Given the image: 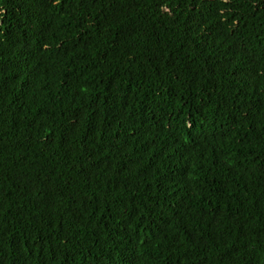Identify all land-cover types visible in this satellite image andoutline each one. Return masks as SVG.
I'll return each instance as SVG.
<instances>
[{"label": "trees", "instance_id": "trees-1", "mask_svg": "<svg viewBox=\"0 0 264 264\" xmlns=\"http://www.w3.org/2000/svg\"><path fill=\"white\" fill-rule=\"evenodd\" d=\"M0 264H264V0H0Z\"/></svg>", "mask_w": 264, "mask_h": 264}]
</instances>
